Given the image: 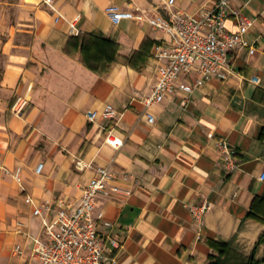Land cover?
<instances>
[{"label": "crops", "instance_id": "1", "mask_svg": "<svg viewBox=\"0 0 264 264\" xmlns=\"http://www.w3.org/2000/svg\"><path fill=\"white\" fill-rule=\"evenodd\" d=\"M213 1L176 0L167 9L163 0H55L56 11L40 0L24 2L3 45L0 165L21 168L22 182L0 170V264H39L33 241L43 226L34 208L49 202L45 212L52 219L59 198L78 202L99 165L131 175L123 184L130 195L98 201L105 214L99 232L120 242L116 264H210L218 255L214 241L230 245L222 264H246L251 257L264 264V221L247 215L264 196V0H232L255 19L247 35L256 42L255 54L234 51L226 80L213 79L187 99L178 93L150 108L144 99L157 77L152 53L167 35L146 21L117 22L109 10L195 14ZM73 22L80 32L100 31L119 41L118 59L107 71L88 69L80 52H64ZM227 24L228 31L237 30L235 17ZM255 76L260 82L252 81ZM24 94L30 106L13 113V99ZM107 104L118 110L116 118L103 116ZM90 111L97 113L94 121ZM108 133L123 145L108 144ZM220 139L234 151L233 170L223 164ZM204 201L211 206L197 224L188 204Z\"/></svg>", "mask_w": 264, "mask_h": 264}, {"label": "built area", "instance_id": "2", "mask_svg": "<svg viewBox=\"0 0 264 264\" xmlns=\"http://www.w3.org/2000/svg\"><path fill=\"white\" fill-rule=\"evenodd\" d=\"M167 9L174 8L176 0H163ZM41 3L56 11L55 0H40ZM115 21L132 19L148 22L153 28L162 30L167 39L157 44L153 57L157 61V77L149 96L144 99L147 108L162 103L170 96L183 93L186 99L197 87L217 80H226L233 72L231 56L234 51L248 50L253 55L258 51L256 42L248 38V32L254 25V18L248 17L233 5L232 0H214L210 7L199 13H187L181 10L147 13L122 10L110 7ZM237 19V30L228 31V20ZM71 33L79 34L75 22L71 23ZM260 82L257 76L252 78ZM185 99V102H186ZM184 102V103H185ZM31 104V98L24 94L18 95L12 104L15 114H23ZM119 112L113 104H107L103 116L113 119ZM90 120L97 117L90 111ZM149 123H154L155 117L147 113ZM105 141L119 148L124 141L113 133H108ZM222 153L225 168L233 170L237 167L234 151L226 139L217 141ZM81 165V160L77 162ZM44 164H38L37 173H41ZM0 170L12 173L18 182H22L21 168L11 171L0 165ZM131 175L125 170H117L112 166H96L94 175L82 188V198L76 203H69L65 198L57 200L58 209L50 219L46 211L50 203L46 202L34 208V215L41 218L43 234L34 236V254L39 264H116L118 258L115 251L120 247L117 238L104 236L98 230V222L104 219V211L98 208L102 197L130 195V188L123 186L130 181ZM26 201L33 203L32 196ZM211 204H188L197 224L203 222L204 216ZM16 252H23L22 246H16Z\"/></svg>", "mask_w": 264, "mask_h": 264}, {"label": "trees", "instance_id": "3", "mask_svg": "<svg viewBox=\"0 0 264 264\" xmlns=\"http://www.w3.org/2000/svg\"><path fill=\"white\" fill-rule=\"evenodd\" d=\"M119 49V41L106 36L104 33L100 31H84L69 36L64 47V52L70 55L80 52L81 61L88 69L102 73L107 71L112 63L118 59ZM126 60L134 64L128 57H126ZM263 204L264 196L256 198L248 211V217L264 221V212L261 209ZM263 239L264 235L260 237V241ZM212 245L218 250V255L212 256L210 264H222L221 256L225 255L230 249L229 243L214 241ZM254 261V258L251 257L246 264H255Z\"/></svg>", "mask_w": 264, "mask_h": 264}, {"label": "rangeland", "instance_id": "4", "mask_svg": "<svg viewBox=\"0 0 264 264\" xmlns=\"http://www.w3.org/2000/svg\"><path fill=\"white\" fill-rule=\"evenodd\" d=\"M25 1L35 2V0H0V79L3 70L2 65L6 56L3 45L11 34L10 30H12V25H17L21 19ZM6 96L7 95H4L3 91L0 89V102H6ZM15 99L16 98H14L12 102H14Z\"/></svg>", "mask_w": 264, "mask_h": 264}]
</instances>
